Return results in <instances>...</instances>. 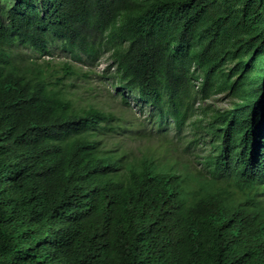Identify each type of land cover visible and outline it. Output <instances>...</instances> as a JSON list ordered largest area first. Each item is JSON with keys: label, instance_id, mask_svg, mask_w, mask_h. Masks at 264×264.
<instances>
[{"label": "trees", "instance_id": "1", "mask_svg": "<svg viewBox=\"0 0 264 264\" xmlns=\"http://www.w3.org/2000/svg\"><path fill=\"white\" fill-rule=\"evenodd\" d=\"M104 55L154 130L77 105ZM108 173L114 205L76 194ZM153 229L173 264H264V0H0V264H131Z\"/></svg>", "mask_w": 264, "mask_h": 264}, {"label": "rangeland", "instance_id": "2", "mask_svg": "<svg viewBox=\"0 0 264 264\" xmlns=\"http://www.w3.org/2000/svg\"><path fill=\"white\" fill-rule=\"evenodd\" d=\"M33 57H36L35 55ZM67 56L56 52L53 54V60L56 62H64L68 58ZM45 60L49 57H43ZM38 62H41L39 59ZM109 63L107 55H104L99 60V63L95 68H90L89 66H82L78 63L75 64L76 67H81L83 71L92 70V76L90 79L85 80L83 78L74 79L73 90L75 92L74 98L76 103L80 107L87 108L88 105H92L104 112L113 113L115 116L121 118L120 125L130 128L131 134L135 131H149L154 130V126L151 123L150 117V107L144 106L138 100L128 94H124L128 104L124 105L122 103L123 93L119 90V86L113 84L112 79L108 75H102L105 66ZM112 70L110 71V73ZM223 96H216L206 102L204 105H209L213 109H227L229 107V102L226 99H222ZM130 132L128 135H130ZM187 132V131H186ZM186 132H184L186 134ZM203 136V133H201ZM128 135H114L110 137L114 142L111 143L109 139V144H113L115 147H119L123 150H135L139 148L138 140H129ZM132 136V135H130ZM191 139V135H187L184 140ZM138 141V142H137ZM184 141H176L178 146L179 160L186 163L189 167V171L192 174H196L202 168L203 158L208 153L209 146L207 141L200 143L190 151L182 150V144ZM158 146V144H155ZM138 150V149H137Z\"/></svg>", "mask_w": 264, "mask_h": 264}, {"label": "clouds", "instance_id": "3", "mask_svg": "<svg viewBox=\"0 0 264 264\" xmlns=\"http://www.w3.org/2000/svg\"><path fill=\"white\" fill-rule=\"evenodd\" d=\"M102 148L108 151H115V148L118 149V146L115 147L113 144L105 141ZM120 151L123 150L120 149ZM177 167L180 168L179 165ZM123 180L120 177L113 176L111 173L104 174L100 179L88 184L87 188L80 190L76 194L81 196L86 203L93 204L97 200H103L114 205L112 195L114 192L120 193L122 185L120 183ZM160 228H163V223H160ZM174 239L180 242L178 239ZM173 251L174 247L169 237L163 234L162 230L153 229L136 241L134 250L130 254L132 256L131 264H173Z\"/></svg>", "mask_w": 264, "mask_h": 264}]
</instances>
